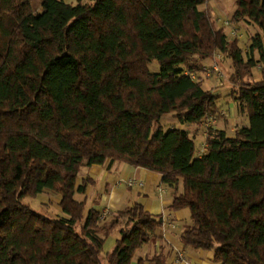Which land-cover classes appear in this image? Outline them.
<instances>
[{
    "label": "trees",
    "instance_id": "trees-1",
    "mask_svg": "<svg viewBox=\"0 0 264 264\" xmlns=\"http://www.w3.org/2000/svg\"><path fill=\"white\" fill-rule=\"evenodd\" d=\"M207 1L42 0L35 11L0 0V264H130L163 218L137 202L104 215L87 207L96 178L80 170L114 160L160 174L169 209L189 211L182 246L219 264H264V0H235L230 23L260 29L245 55L199 8ZM217 52L248 123L208 125L201 151L186 129L152 131L169 112L182 123L220 116L193 60ZM44 191L59 195L55 216L24 201ZM144 258L171 264L164 250Z\"/></svg>",
    "mask_w": 264,
    "mask_h": 264
},
{
    "label": "crops",
    "instance_id": "crops-1",
    "mask_svg": "<svg viewBox=\"0 0 264 264\" xmlns=\"http://www.w3.org/2000/svg\"><path fill=\"white\" fill-rule=\"evenodd\" d=\"M233 104L235 105L232 102L229 106ZM202 134L204 139L205 133L202 132ZM85 173H90L96 178L95 184L88 185L86 188L89 206L110 210L137 202L146 206L152 213L162 215V225L156 228L150 241L135 251L130 264H150L144 257L160 250H164L169 263L175 255L180 253L182 258L180 264H219L214 260L212 250L184 247L180 243L178 236L180 231L189 224V211L169 209L172 192L161 184L159 173L133 167L118 160L85 167L83 174ZM129 177L143 180V187L128 186L124 181L116 183L119 179ZM140 258H143L141 263Z\"/></svg>",
    "mask_w": 264,
    "mask_h": 264
},
{
    "label": "rangeland",
    "instance_id": "rangeland-1",
    "mask_svg": "<svg viewBox=\"0 0 264 264\" xmlns=\"http://www.w3.org/2000/svg\"><path fill=\"white\" fill-rule=\"evenodd\" d=\"M41 1L42 0H30L31 6L35 11L40 10ZM199 8H206L211 12L215 18L216 27L223 26L228 38L236 37L238 39V43L243 48L245 55V49H247V46L250 43L251 35L259 32L260 29L256 24L247 23L245 21H240L237 25L230 23L229 18L235 9V0H208L204 4L199 5ZM231 32H234V34H231ZM193 60H197L196 62L201 66V69L198 71V75L202 79V86L206 89H211L214 93L218 94L217 101L220 105H222V109L219 113L220 116L215 117L213 115V118H211L210 121H208L209 119H206L200 124L194 122L182 123L174 116L173 113L169 112L163 114L159 120L154 122L152 131H154L158 126H162L164 129H169L171 127L186 129L194 136L197 150L201 151L203 150L202 146L204 142L202 132L205 133L208 125L216 124L217 126H222L231 133L236 126L242 123L247 124L248 119L245 115L238 113L237 107L234 104L229 106V104L232 103L230 99V90L232 86L227 76L232 71L231 61L218 54V52L213 56L205 58L195 57ZM215 62L217 63L221 73V78L219 79H215L216 74L214 72H211V76L206 75V72L210 70ZM152 66L153 69L157 68L156 63H152ZM205 69H207V71H205ZM261 69L262 67L260 66H254L251 70V74L248 76V79L250 81L259 79L262 73ZM84 168L85 167L80 170L79 176L83 174ZM141 182L142 186L140 187H143V180H141ZM76 197L80 198V195L76 194ZM24 201L29 202L32 208L45 215L55 216L57 213L61 212V208L59 206V195L52 191H44L43 193L38 194L35 198H26ZM88 206L89 204H87V207ZM121 229L122 226H116L105 240L104 249L101 254L102 260L105 261V253L114 245L115 239L120 236Z\"/></svg>",
    "mask_w": 264,
    "mask_h": 264
},
{
    "label": "built area",
    "instance_id": "built-area-1",
    "mask_svg": "<svg viewBox=\"0 0 264 264\" xmlns=\"http://www.w3.org/2000/svg\"><path fill=\"white\" fill-rule=\"evenodd\" d=\"M231 34H234V32H231ZM205 71H207V69H205ZM211 72H214L216 75H215V79H219L221 78V73L219 71V68L217 66L216 63H214L212 65V67L210 68V70H208L206 72V75L207 76H211ZM213 118V115H210L207 119H209L208 121H210V119ZM202 149H205V143L203 142V146H202ZM122 181H124L128 186H132V185H138V186H142V182L141 180H137L136 178L134 177H129V178H126V179H119L116 181V183H121ZM109 211V209H103V212H102V215L106 214L107 212ZM181 254L178 253L177 255H175L171 261V264H180L181 262Z\"/></svg>",
    "mask_w": 264,
    "mask_h": 264
}]
</instances>
